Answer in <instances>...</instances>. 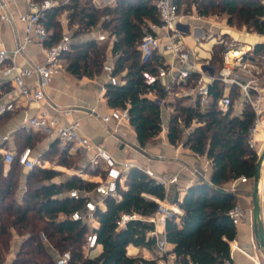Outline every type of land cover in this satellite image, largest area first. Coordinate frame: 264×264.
Wrapping results in <instances>:
<instances>
[{"label": "trees", "instance_id": "16d2710c", "mask_svg": "<svg viewBox=\"0 0 264 264\" xmlns=\"http://www.w3.org/2000/svg\"><path fill=\"white\" fill-rule=\"evenodd\" d=\"M174 1L179 5L185 2L186 9L193 4L204 16L214 10L225 13L229 26L235 22L236 27L245 26L248 32L264 35V4L261 0ZM62 14L71 29V38H79L71 42L69 51L63 56L67 71L89 78L99 75L109 51L114 57L113 74L121 83L106 84L107 105L127 109L138 143L144 146L160 132L162 124L160 107L148 94L154 92L162 97L164 92L157 80L153 83L146 81V74L155 73V64L160 59L153 56L147 63H142L138 50L144 23L159 22L154 0H116L103 7L95 6L91 0H68L43 10L40 20L50 31L48 45L61 36L59 18ZM94 28L114 36L113 42L86 38L84 35ZM224 48V41L212 46L210 61L214 65L221 63ZM254 48L264 52V41L256 43ZM210 92L211 98L204 110L191 106L186 98L175 99L171 102L173 110L167 120L168 142L175 145L183 141V146L205 156L212 169L209 180L200 179L189 185L181 200L176 201L182 209L179 224L173 218L165 219V239L173 245L172 264H213L229 257V242L234 239L235 226L228 211L236 203V195L235 191L218 189L240 176L252 179L255 172L258 155L248 141V131L254 119L252 109L244 105L239 115L233 114L231 107L222 113L215 107V100L221 93L219 86L213 84ZM4 115L0 116V124ZM41 140L42 136L33 130L19 128L14 137V150L29 148L32 151ZM67 155L66 150H60L57 142L52 141L37 159L52 162L54 158L56 164L70 168L75 161ZM2 159L0 154V264L10 251L14 236H19L21 241L10 264H54L53 249L58 252L68 250L71 264H135L139 260L153 264L152 260L126 253L129 244L155 249L154 238L147 235L153 224L133 219L122 227L117 225L123 213L150 215L157 203L149 196L160 199L165 196L164 188L140 168L126 170L123 175L125 188L117 190L119 197L103 198L104 207L95 211L97 223L94 231L101 251L89 256L83 252L87 226L69 218L72 211L81 207V201L68 197L67 192L89 189L96 183L76 174L66 176L58 184L49 183V179L61 172L34 165L25 175V188L18 198L20 165L14 161L10 172L3 176ZM89 166H85L82 172L90 175L102 173L97 166ZM41 232L46 242L40 239Z\"/></svg>", "mask_w": 264, "mask_h": 264}, {"label": "built area", "instance_id": "2783aa9c", "mask_svg": "<svg viewBox=\"0 0 264 264\" xmlns=\"http://www.w3.org/2000/svg\"><path fill=\"white\" fill-rule=\"evenodd\" d=\"M91 1L95 6L103 7L113 4L116 0ZM67 2L68 0H42L31 3L27 12L18 14L17 19L24 24V35L22 40L12 49H6L3 46L1 37L2 22L9 21L12 16L6 11L0 10V70L7 76L9 75V81L16 92L15 97L0 103V116L7 112H13L18 104L26 105L31 101L40 102L45 99V91L53 76L64 70L63 56L69 51L70 44L73 42L72 38L68 31L63 30L56 42L46 44L47 40L50 39V31L42 23L40 16L43 10ZM154 5L159 22L147 21L144 23L138 50L142 63H147L153 56H158L160 59V62L155 64V73L146 74V81L153 83L157 80L164 92L162 97H158L154 92L148 94V97L159 105L161 117L164 110H169V114L172 112L171 102L177 98H186L191 106L204 110L211 98V86L217 84L221 92L215 100L217 110L225 113L231 107L232 113L239 115L244 105H249L252 109L254 119L248 131V141L251 147L254 146L257 143L255 134L261 126L262 119H264V52L256 51L254 45L231 39L225 44L221 63L214 65L210 61L211 49L207 58L199 57L196 51L197 45L204 44L211 37L201 25L205 23L211 26L208 17L199 14L196 10L190 14L185 13L184 8L174 0H154ZM188 18L200 24L191 29L187 23ZM197 30L199 31L197 32ZM187 31L193 40V47L189 46L185 40ZM93 38L103 41L109 36L107 33L98 30ZM109 39L112 43L114 36ZM222 41V38H219L216 43ZM32 42L42 47L44 61L29 66H16V57ZM110 56L113 60L114 57ZM102 68L107 83L113 85L121 83L120 78L113 74V61L106 60ZM26 78H35L34 84L32 86L27 85ZM105 93L106 86H102L100 96H105ZM232 98H239V101L236 103V100ZM61 113L64 118L63 121L43 109L38 115L27 117L24 124L35 131L43 132L48 139L57 142L58 147L61 150H66L69 154H73L77 150L89 152L91 154L90 164L98 166L102 171L97 180L94 181L96 184L92 188L71 189L67 192L68 197L81 201V207L72 211L69 218L87 226L83 252L85 255H89L90 250L98 246L97 234L94 231L97 223L95 211L102 208L103 198L107 196L119 197L117 190L125 188L123 184L124 172L133 165L127 160L117 161L100 144L82 134L79 120L71 116V108H63ZM88 114H97L96 109L91 108ZM100 118L104 123L113 121L115 125L129 121V115L125 108H112ZM160 131H167V122L162 121ZM262 145L264 146V140ZM255 151L256 154L260 152ZM0 153L3 154L2 164L5 173L9 172L14 161L21 168L27 170L39 163L29 148H24L21 151L0 148ZM140 169L156 184L161 185L165 194L170 185L177 181L176 174H157L147 167ZM248 180L247 177L240 176L230 182L231 186L228 190L234 191L238 182L246 183ZM50 181L54 184L60 183L57 176L52 177ZM149 198L157 203L153 213L144 217L135 213H123L117 221V225L122 227L125 222L133 219L152 223L154 227L147 235L154 238L157 254L161 258H166L168 263H172L174 255L169 249V242L165 239V231L159 233L156 225L160 221L165 222L166 218H178L182 209L177 202L168 200L166 196L162 199L154 196H149ZM243 215L244 210L238 203H235L228 211V216L233 225H237ZM39 236L42 241L46 242L44 233L41 232ZM229 245V257L213 264H237L232 257V251L238 248L234 239L229 242ZM53 251L55 253L54 264H71V254L68 250L58 252L53 249ZM135 264L151 263L139 260Z\"/></svg>", "mask_w": 264, "mask_h": 264}, {"label": "crops", "instance_id": "0c3cea01", "mask_svg": "<svg viewBox=\"0 0 264 264\" xmlns=\"http://www.w3.org/2000/svg\"><path fill=\"white\" fill-rule=\"evenodd\" d=\"M36 2L40 1L0 0V10L6 11L12 16V19L9 21L2 22L1 37L3 46L6 49L14 48L16 44L22 40L24 35V24L17 19V15L27 12L29 10V5ZM180 6L183 7L185 13L188 14L193 13L194 10H196L193 4H191L189 9H186L187 5L185 2H181ZM59 22L61 31L66 30L71 36V29L67 27L64 14L60 16ZM187 23L191 29H193L195 25L200 24L197 21L189 18L187 19ZM201 25L203 26L205 32L210 31L212 34H217V32L221 31L220 27H215L214 24H212V26H209L205 23ZM225 29L228 31L227 33L223 34H227L229 37L230 31L236 32L239 36H244V34H246V36L248 35L253 37L251 40L253 45L264 41V35L248 32L246 29H235L230 27L228 24ZM98 30L100 29L94 28L84 36L89 39L93 38ZM198 31L199 30H197V32ZM108 36L109 38L111 37L109 34ZM186 37H189L188 31ZM189 38L191 39V36ZM78 39L79 38L72 39V41H76ZM83 39H85V37H83ZM185 40L187 41L186 38ZM110 55L111 54L108 51L107 60L114 61ZM43 61L44 52L42 47L34 42L28 44L15 59L16 66L19 67L42 63ZM64 66V70L53 76L48 88L45 91V99L41 100L40 102L31 101L26 105L18 104V107L13 112L5 113L4 121L0 124V148L14 150L13 145L16 131L23 127L31 129L24 124V120L27 117L38 115L41 110L45 109L47 112L54 114L58 119L63 121L64 118L61 110L63 108H71V116L79 120L81 133L88 136L95 143L100 144L117 161L127 160L132 163L133 167H147L152 169L157 174H176V183L171 184L165 194L168 200H172L174 202L180 201L189 185L198 182L200 179L209 180L212 171L210 161L205 156H200L187 147L183 146V141H180L175 145L170 144L166 137L167 131H160L156 136L152 137L145 143L144 146L141 147L136 138V133L129 121L121 122L118 125H115L113 121L104 123L100 116L107 114L112 109L107 105L105 96H100L101 87L106 86L107 84V79L104 72L89 78L86 76H76L68 72L66 69V62H64ZM25 82L27 85L32 86L35 82V78H26ZM15 95L16 92L9 81V75L7 76L0 70V103L10 100L11 98L15 97ZM91 108H95L97 114H88V111ZM168 117L169 110L162 111V121L167 122ZM33 131L42 136V140L35 145V148L32 149V155L38 157L42 151L48 148L52 141L48 139L43 132L35 130ZM255 138L257 141L256 150L261 151L263 149V134H255ZM81 154L84 156L83 167L87 165H90L89 167H91L89 161L91 154L89 152H81ZM38 161V166L42 168L60 171L66 170L68 173L71 172L62 165H52L48 160ZM11 168L12 165L10 170ZM27 171V169L20 167L21 176L17 190L18 198L24 191V178ZM9 172H4L3 164L1 163L2 175L6 176ZM80 172L74 171V173H77V175L89 181H96L99 175V173L96 175H88V173L80 174ZM49 183H51L50 179ZM237 185L238 190H234L236 195V203H238L243 208L244 215L241 221L237 225H234V241L238 248L232 251V257L237 264H264V248L257 247L253 235L251 212L252 205L250 195L245 192V183L238 182ZM259 199L260 216L264 225V159L262 161L260 171ZM101 207H104V203L101 204ZM175 222L179 224V216L178 218H175ZM156 229L159 233H163L164 221L158 222ZM20 241L21 238L19 236H14L10 251L6 255V259L2 264L11 263ZM172 247L173 245L169 243V249L172 250ZM92 250H95L96 252L94 254H90L89 252V256L97 255L101 251V247L98 245ZM126 253L129 256L140 257L148 261L152 260L153 264H172L168 263L166 258H161L157 254L156 249H147L145 247L129 244L126 247Z\"/></svg>", "mask_w": 264, "mask_h": 264}, {"label": "rangeland", "instance_id": "374dc122", "mask_svg": "<svg viewBox=\"0 0 264 264\" xmlns=\"http://www.w3.org/2000/svg\"><path fill=\"white\" fill-rule=\"evenodd\" d=\"M262 2V4H264V1H261ZM208 17H209V20H210V25L212 26V24H214V26L216 27V26H219L220 27V29H221V31L220 32H217V34L216 33H214V34H212V32H210V31H207V33L209 34V35H211V37L206 41V44L204 45V44H201V45H197L196 46V51L198 52V54H199V57H201V58H207L208 56H209V54H210V49H211V46L213 45V44H216V42L218 41V39L219 38H222V40L225 42V44L228 42V41H230L231 40V38L233 39V40H239V41H241V42H245V43H249L250 45L252 44L253 45V43H252V38L253 37H250V36H246V34H244V36L243 35H241V36H239L237 33H235L234 35L231 33V31H230V37L226 34H223V33H227V29H225L226 27H227V22H225V21H227V16H226V14L225 13H222V12H217V10H214V13H211V14H208L207 15ZM230 27H233V28H235V29H246V27L245 26H242V27H236L235 26V22H234V25L233 26H230ZM246 31H247V29H246ZM226 36H228V37H226ZM189 37H190V35H189ZM189 37H186V39H187V41H188V43H189V46H191V47H193V42H192V40L189 38ZM177 90V89H176ZM175 98H177V97H175ZM235 100H236V103L239 101V98H235ZM236 103H234V104H236ZM173 109V108H172ZM193 125V124H192ZM188 130H189V128L188 129H185L184 130V134H186L187 132H188ZM259 147V146H258ZM252 148L254 149V150H256V143H255V145L254 146H252ZM68 155L67 156H71L72 158L71 159H73L74 161H75V163L72 165V167H70V168H67V167H65L67 170H69V171H71L70 173H68V171H60V170H58V171H60L61 172V174L60 175H57V178L59 179V181L61 182V181H63V179H65V177H66V175H68V174H76L77 175V173H74V171L76 172V171H81L80 172V174L82 173H84V172H82V170L85 168V167H83V164H84V156L81 154V151H75V153H73V155H69V153H67ZM53 160L54 161H52L51 162V164L52 165H56V162H55V159L53 158ZM57 165H59V164H57ZM91 167H93V168H95L96 167V165H91ZM87 168V167H86ZM99 168V167H98ZM100 170V169H99ZM85 174V173H84ZM89 175V174H88ZM79 176V175H78ZM82 178V177H81ZM231 182V181H230ZM230 182H228L227 184H225L224 185V188H227V189H230V186H231V184H230ZM245 192H247L248 193V195H250L251 194V179H249L246 183H245ZM237 184L235 185V189L236 190H238L237 189ZM96 251L95 250H90V254H94Z\"/></svg>", "mask_w": 264, "mask_h": 264}, {"label": "water", "instance_id": "95a60500", "mask_svg": "<svg viewBox=\"0 0 264 264\" xmlns=\"http://www.w3.org/2000/svg\"><path fill=\"white\" fill-rule=\"evenodd\" d=\"M264 1V0H261ZM257 162L255 165V172L251 179V212H252V228L253 235L258 248H264V225L260 216V199H259V181L261 164L264 159V146L263 149L257 154ZM219 191H227L226 188H219Z\"/></svg>", "mask_w": 264, "mask_h": 264}, {"label": "bare ground", "instance_id": "6f19581e", "mask_svg": "<svg viewBox=\"0 0 264 264\" xmlns=\"http://www.w3.org/2000/svg\"><path fill=\"white\" fill-rule=\"evenodd\" d=\"M231 33L234 35L236 32H233V31H231ZM206 43V42H205ZM204 43V44H205ZM258 130H261V131H258ZM257 130V132H256V134L258 135V134H263V139H262V141L264 140V120L262 119V122H261V126L259 127V129ZM256 139V138H255Z\"/></svg>", "mask_w": 264, "mask_h": 264}]
</instances>
